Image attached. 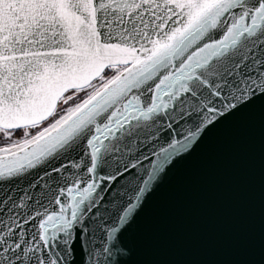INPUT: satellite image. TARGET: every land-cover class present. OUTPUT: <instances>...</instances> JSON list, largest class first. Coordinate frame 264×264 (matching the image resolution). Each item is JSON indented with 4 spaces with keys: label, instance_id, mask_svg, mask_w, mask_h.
<instances>
[{
    "label": "snow or ice",
    "instance_id": "snow-or-ice-1",
    "mask_svg": "<svg viewBox=\"0 0 264 264\" xmlns=\"http://www.w3.org/2000/svg\"><path fill=\"white\" fill-rule=\"evenodd\" d=\"M252 123L264 0H0V264H154L157 197Z\"/></svg>",
    "mask_w": 264,
    "mask_h": 264
},
{
    "label": "water",
    "instance_id": "water-1",
    "mask_svg": "<svg viewBox=\"0 0 264 264\" xmlns=\"http://www.w3.org/2000/svg\"><path fill=\"white\" fill-rule=\"evenodd\" d=\"M154 264H264V136L258 123L214 133L157 197L134 235Z\"/></svg>",
    "mask_w": 264,
    "mask_h": 264
}]
</instances>
